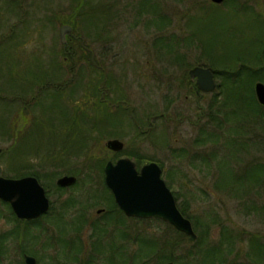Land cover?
I'll list each match as a JSON object with an SVG mask.
<instances>
[{
  "label": "rangeland",
  "instance_id": "rangeland-1",
  "mask_svg": "<svg viewBox=\"0 0 264 264\" xmlns=\"http://www.w3.org/2000/svg\"><path fill=\"white\" fill-rule=\"evenodd\" d=\"M145 1H148V4L143 5ZM216 13H222V17L226 16L229 21L226 23L222 19L224 33L220 32L225 38L222 41H227L224 46L232 54L236 52L243 61L251 57V61H259L257 66L254 64L258 70H253L256 74L253 84L240 88L243 94L241 97L238 94L230 95L228 99V95L236 90L232 87L236 86L229 83V79L222 74L223 71L214 68L215 72H218L215 73L218 88L202 100L205 112L202 121L199 111L193 112L195 105L184 102L185 93H182L179 103H187L188 112H192L191 119L179 120L174 118L178 117L175 115L170 122H158L159 127L154 129L153 125L147 122V118L157 110L158 103L152 92L148 95L145 81L153 79L151 74L157 60L172 59L173 55L183 59L180 62L188 60L190 66L198 63L209 66L210 61L205 50L209 43L211 48L219 46L208 39L213 35L218 36L215 31L212 33L219 24ZM200 15L207 24L201 33L191 24V21ZM64 24L75 25L74 36L84 38L86 46L93 48L97 59L104 61L108 55L107 62L110 63L111 74L120 80L119 88L134 108L133 115L138 116L139 123L144 122L143 131H149L142 133L137 126L135 129L130 127L129 124L133 122L128 112L123 122L122 112L112 110L110 113L114 120L122 123L116 125L118 134H101L100 130L94 131L93 139H90L89 154L94 161L104 159L107 163L110 159L115 160L118 155L109 150L106 144L109 139L119 138L125 142L127 148L125 153L120 155H126L130 151L137 152L141 154V162L153 159L163 164L166 173L164 177L169 180L172 190L178 195V202L187 207V212L196 218V221L203 223L206 229L203 230L200 226V232L195 230L197 239L200 235L203 237V242L197 243V239L188 241L179 233L172 232L173 228L163 221L129 220L127 237L130 243L125 260L129 264H160L161 261L154 255V244L160 242L158 248L166 245L172 240L170 235L174 234L175 264H264V181L257 183V179L259 180L260 176L263 178V175L262 171L256 168L264 166V109L261 108L259 114L255 113L256 105L250 96L252 93L257 100L255 84L258 81L264 82V0H224L220 4L212 0H0V40H6L0 45V49L4 47L0 50V60L4 59L2 65L5 70H11H8L7 74H23L31 63L37 62L44 68L47 79L57 80L60 74H63L61 78L71 77V72H62L71 69L73 63L71 59L64 60L63 44L60 40V28ZM107 39L108 43H111L108 53L105 50ZM79 52L76 62L78 59L80 62L77 63L76 69L83 65V71L78 74L82 80H87L91 67L83 55L89 52L82 48ZM16 63H21V69H17ZM57 63L63 64L59 70L55 68ZM241 65L238 60L233 68L238 69ZM176 74L181 73L176 71ZM28 77L22 79V82L35 84L40 80L38 74ZM77 85H80V82ZM38 86L28 85L26 90L22 88L11 91L15 92L18 101L14 103L13 112L9 113V130L12 127V130H17L11 139L6 133H0V148L5 150L7 147H14L15 150V146L22 143L27 147L28 155L25 154L26 160L20 163L17 170L14 168L18 166L11 164L8 156L2 157L0 176L24 177L29 174L23 173L32 169L49 184L51 192L54 193L52 200L56 211L60 210L64 200L74 196L76 202L71 206L73 209L70 208L69 211L72 212L67 217L73 213H81L89 223L95 219L103 222L106 214L97 213L99 208L107 205L103 198L104 191L101 192L103 170L88 165L91 160L84 156L74 158L75 155H72L70 162L61 160L62 157L58 158V155H54V159L47 157L44 160L45 152L53 149L62 152L60 154H64L63 158L66 160L71 153L64 152L65 148L62 146L67 145L72 137L78 136L76 128L70 130L67 126L73 128L71 123L89 125L92 121L90 117L98 118L95 115L96 110L97 113L101 111L103 105L85 104L92 102L94 98L85 92L86 86H81L82 89H78L76 95L78 105L73 104L72 98L67 96L71 95L70 93H63L65 98H60V109L63 113H60L58 106L51 109L44 105V97L40 98L41 105L30 103L35 100L34 91L37 93ZM89 87L87 85L86 88ZM20 96L23 98L19 100ZM160 97L162 100L161 95ZM227 99L229 105L225 104ZM21 104L26 107L23 112L19 110ZM262 107L264 108L263 105ZM120 110H124L123 105ZM212 111L214 116H210ZM75 112L80 116L79 120L73 119ZM65 114L69 119L66 121L71 122L66 124V127L62 125V121L66 119ZM52 115L61 118L55 122V126L49 123L52 122L49 121L52 120ZM81 115L90 119L85 120ZM33 119H36L38 124L47 119L48 123L38 129L35 128L37 125L33 124ZM107 121L108 119H105L101 123L106 125ZM28 129L30 132L27 136L16 139L17 134H21L19 131L26 132ZM158 132L161 139L166 133L167 141H162V144L158 142L154 134ZM208 134H215L214 139L208 140ZM202 137L204 139L200 142ZM58 170L62 173L55 172ZM68 171L76 172L71 174L77 176L78 184L59 195L56 180L61 175L68 174ZM8 211V205L0 202V218L2 215L10 217ZM9 228L12 226L1 219L0 232L6 234ZM224 229H228L233 244L229 245L228 239L218 244L224 238ZM85 230L84 226L81 236ZM141 238H144L142 258L137 257L136 252V241ZM252 241L260 243L263 246L261 250L252 253ZM17 244L15 239H4V251L6 253V248H10L8 251L11 259H8L15 261L13 264H21ZM81 246L82 251L86 250L83 244ZM4 251L0 252L1 264H7L6 258H2ZM214 253L215 255H212ZM91 255L94 257L95 252ZM68 258L71 260L69 255L64 254V260ZM96 259L97 262H102L101 259ZM45 264H49L47 259Z\"/></svg>",
  "mask_w": 264,
  "mask_h": 264
},
{
  "label": "flooded vegetation",
  "instance_id": "flooded-vegetation-1",
  "mask_svg": "<svg viewBox=\"0 0 264 264\" xmlns=\"http://www.w3.org/2000/svg\"><path fill=\"white\" fill-rule=\"evenodd\" d=\"M73 30L69 35L66 36L65 42H63L60 39L61 43L63 44L62 50L65 55L64 60L69 61L71 59L74 63V66L75 65L77 66V63H75L74 60L77 57L78 53H80L79 51L82 48L89 52L95 67L91 68V70L89 71L90 76L87 78V80L86 78L82 80L79 77L81 75L78 73L83 70L76 69L74 68V66L67 71L62 70V72H68V71L71 72L72 76L66 79L64 77L61 78L63 74H60L58 75L59 78L57 80L47 81V85L45 86V88L55 89V90L58 89L66 90L67 94L69 93L71 94L67 96L72 98L73 100L72 103L78 105L79 100L76 97L77 91L78 89L80 91V88L82 89L81 87L82 83H86L90 87L89 88L84 87L85 92L90 94L91 97L94 99L92 102H85V104L93 103L94 105H98L97 103H99L100 105L109 108L110 111L116 110L117 112H122V114L124 115V120H122L123 122H125L127 115L126 112H128L133 122V124L132 123L129 124L130 127L132 128L134 127L135 129V127L137 126L138 128L141 129L142 133H146V132L148 133L149 131L145 132L142 129L143 127L142 124L144 122L139 123L140 119H138V116L133 115L134 108L130 106L129 100H127L124 97L123 92L119 88L120 80L115 78V76L111 74L112 71L109 69L110 63L107 62L109 61V58L107 57L108 55H106L104 61L97 59L96 53L94 52L93 48L86 46L85 44L86 41L84 38L79 36L77 37L74 36ZM110 45L111 43H108V39H107L105 44V50L107 53L111 49ZM182 60L183 59L175 58V55H173L172 59L157 60V63L155 64V69L151 74L153 79L152 80L148 79V81H145L146 82L145 87L149 91L148 95L150 96V92H152V96L153 97L155 96V99L157 98L156 103H158L157 110L154 111V114L151 117L147 118V122L149 123V125H153L154 129H157L159 127V125H157L158 122L159 123L161 121L170 122L175 115L178 116V117H174L175 119H179V120L180 119L182 120L183 118L191 119L190 117L192 112H188L187 103L183 104L184 102H190V104L195 105L193 112L197 113L199 111L200 121H202V117L205 115L202 106V100L209 92H205L200 88L196 80L192 79L190 75V71L192 70V68L196 66H201V67H208V66L203 64L190 66L188 60H184V62H180ZM148 63H150V61ZM176 71L177 73L178 71H180L181 74L177 75ZM213 72L216 79L215 71L213 70ZM79 82L80 85H77ZM216 88H218V85H216ZM41 89H43V87H41ZM40 93L41 91H38V95ZM182 93H185V101L184 102L181 101L182 103H179L182 97ZM160 95L162 96V100ZM42 96L46 100V103L44 105L50 106L51 104H53L58 106L60 104L61 106L59 100L55 101L58 98V95L54 97L53 93L45 92ZM126 96L128 98L127 92H126ZM60 98L63 100L65 98V95L63 94L60 95ZM122 105L124 108L123 111L120 110ZM110 111L108 112L109 120L107 123L106 131L108 134L109 133L118 134L116 125L117 123H121V122L114 121L115 118L110 113ZM76 115L77 114L75 112V117L73 118L75 120L77 118ZM127 129L131 130L130 128ZM154 134L156 140L158 142H161V144L163 143L162 141H167L166 133L163 134L164 136L163 139L160 138L161 134L159 132ZM120 136L122 135L120 134ZM124 145H125L124 149L121 151H113L107 147L109 150H111L112 152L116 153V155H118V157L115 160H112L113 162H116L118 159L122 157H129L136 162V167L139 171L146 163L157 162L162 169V177L166 181L168 187L171 188V184L170 182H168L169 180H166V178L164 177L166 173L163 168V164L153 159H151V161L141 162V160L137 158L141 154L137 152H135L136 153L135 155V153L130 151L129 153L132 154L133 156L129 154L120 155L125 153L127 149L125 142ZM56 155H58V157L61 156L59 152H57ZM44 166L46 167L47 165ZM105 166L103 168L97 167L103 170L104 173L103 181H102L103 190L101 192L104 191L103 194H105V196L103 198H105L107 205L97 210L98 214H103V213L106 214L105 220L103 222L99 221L100 222L99 223L95 219L89 223V221H87L85 218L81 216V213L79 214L73 213L72 216L67 217V215H69L70 212H72L69 211L70 208H72L76 202L75 201L76 198L74 196H70L66 200H64L62 206L59 208L60 210L56 211L54 209L55 203L52 200L54 193L51 192V188L49 184H47L46 181L42 180L40 176L35 174H29L26 176L36 177L40 182V184L44 187L46 195L50 199V208L48 209V211L42 213L38 217L21 218L16 214L12 205L9 202L0 199V202L8 205V210H9L8 212L10 215V217L7 215H2L0 220L4 219L10 224V226H12V228L8 229L6 234H2L0 232V250L4 251L5 249L4 239L6 238L8 241H12L14 239L18 241L16 248L19 250V253L21 254V260H20L21 264H28V258H33L35 260V264H45L46 259L48 260L49 264H102V263L129 264L128 261L125 260L126 258L125 255L127 254L126 252H128V247L130 243L128 242V237H127L129 234L128 228L130 227L128 224L129 220L131 221L153 220V219L160 221L163 220L158 218H142V217L127 215L116 202L113 191L109 188V186L106 183ZM55 172H61V170ZM65 175H71V174H65ZM62 176L64 175H61L60 177ZM60 177H58L56 180V184H57L56 190L59 191V195H61V193L66 191L67 189L74 187L78 184V178H77V181L71 185L60 186L58 184V180L60 179ZM16 178H21V177H16ZM173 193L175 195L179 207L180 203L178 202V195L174 191ZM167 224L173 228L172 232L176 233L177 229L171 224L169 223ZM83 225L86 227V230L83 236H81L82 232L84 231ZM170 236H172V240L170 239L168 244L166 245L164 244L159 248H158V244L160 242L154 244L156 246L154 255L157 260L161 261L160 264H165L168 262L175 263L174 261L175 236L174 234ZM136 242H137L136 252H138L137 257L142 258L143 252H141V248L144 245V238H141L139 241ZM82 244L86 250L82 251V246H81ZM6 249L7 251L6 253L4 251L5 255L2 258H6L5 261L7 262V264H13L15 261L13 262L9 260L11 259L10 253L8 251L10 248H6ZM92 252H95L94 257L91 255ZM64 254L69 255L71 257V260L70 258H68L65 261ZM99 255H104L106 257L101 258V256ZM96 258L101 259L102 262L101 263L97 262ZM1 261L2 259L0 260V262Z\"/></svg>",
  "mask_w": 264,
  "mask_h": 264
},
{
  "label": "water",
  "instance_id": "water-1",
  "mask_svg": "<svg viewBox=\"0 0 264 264\" xmlns=\"http://www.w3.org/2000/svg\"><path fill=\"white\" fill-rule=\"evenodd\" d=\"M212 1L220 4L224 0ZM72 30L70 24L61 26L60 37L63 42ZM190 75L203 91L212 92L216 89L217 83L211 67L196 66L192 68ZM254 89L258 102L264 106V82L258 81ZM124 146V142L118 138L107 141V147L113 151H121ZM1 152L0 148V154ZM105 174L106 183L113 191L116 202L127 215L161 219L186 234L192 241L197 239L193 222L179 209L175 195L162 177V169L157 162L146 163L139 171L133 159L122 157L116 162L109 160L105 166ZM76 181V176L64 175L60 177L58 184L68 186ZM0 199L9 202L21 218L38 217L50 208V199L34 176H0ZM28 264H35V260L28 258Z\"/></svg>",
  "mask_w": 264,
  "mask_h": 264
},
{
  "label": "trees",
  "instance_id": "trees-1",
  "mask_svg": "<svg viewBox=\"0 0 264 264\" xmlns=\"http://www.w3.org/2000/svg\"><path fill=\"white\" fill-rule=\"evenodd\" d=\"M145 4H148V1H145L143 3V5ZM217 14V13H216ZM85 15H87V13H85ZM218 17H219V24L217 25V28H214L212 30V33L215 31L216 34L218 33V36L217 35H213L211 36V38H208L214 45H216L218 43V47L215 46V48H211L210 46V43L208 45V47L206 48L205 50V53L207 54V56L209 57V61H210V64L209 66L215 71L214 68H218L220 69L221 71H223L222 74H224L225 77H227L229 79V83H232L233 86H236V87H232L236 90L232 91L229 95H228V99L230 98L229 96L230 95H233V96H238L241 97L243 94L242 92L240 91V88H242L244 85H252L253 84V81H254V78H255V73L254 71L258 70L256 69L257 67V63L259 61H251L253 59V57L249 58V59H245V61L242 60V58L238 55H236V52H234V54H232L230 52V50L227 49L226 46H224V43H227V41L223 42L222 40L225 39L224 36L222 35V33H224L222 31V27H223V20L227 22L228 19L225 17H222V13H218L217 14ZM203 16L200 15L199 17L195 18L194 20L191 21V24L193 26L196 27V29L198 30V32H202L203 30H205V28L207 27V24L205 23V21L203 20ZM73 27L75 28V25L73 24ZM14 31V28L12 29ZM222 33H221V32ZM222 37H219L221 36ZM220 38L217 40V38ZM5 40V39H4ZM4 40H0V45L2 44L1 42L4 41ZM6 41V40H5ZM9 42V41H8ZM4 49V47H3ZM3 49H0L1 51ZM7 51V49L5 50ZM85 57V59L90 63V67L93 68L95 67V65L93 64V60L92 58H89L91 57L90 54L88 53L87 55H83ZM3 60H0V133H2L3 135L6 133L7 136H9V139H11L12 136H15V132L17 129L15 130H12L14 129L13 127L10 128L9 130V126H10V123H9V113H12L13 112V107H14V103L17 100V97H16V94H14L15 92H11V91H14L15 89H22L24 88L25 90L28 88V85H32L33 87H35V85H39L38 86V90H37V93H35L34 91V95L33 97H36L34 102L30 101V103H33V105H41L40 103V98L43 97L42 95L45 93V92H49V93H53L54 97H56L58 95V98L55 100V101H60V95H62L66 90H61V89H58V90H55V89H46L45 86L47 85V81H51V79H47L46 76L48 75H45L44 74V68L39 65V63L37 62H34V63H31L30 66L27 67V69L25 70L26 72L23 73V74H17V75H12V74H7L8 73V70H5V67L2 65L3 63ZM241 62L242 65L240 66V68H233L234 65L237 64V62ZM75 63H78L79 64V59L78 61L76 62V58H75ZM73 62V61H72ZM254 62V63H253ZM21 63H16V67L17 69H21L20 65ZM33 64V65H32ZM198 64H203V63H198ZM256 66H255V65ZM205 65V64H203ZM63 66V64H60V63H57L55 68H57V70L61 69ZM74 66V63H72V67ZM31 68V69H30ZM74 68H77V66L75 65ZM222 68V69H221ZM30 69V70H29ZM79 70H83V65H80ZM261 69V68H260ZM254 70V71H253ZM11 72V70H9ZM215 73H218V72H215ZM34 75L36 76L38 74V76L40 77V80L37 81L38 83H35V84H32V83H28V82H22V79H25V78H29L28 75ZM12 75V76H11ZM44 76H45V80H44ZM42 79V81H41ZM25 83V84H24ZM50 83V82H48ZM237 85H240V86H237ZM81 86H86L87 87V84L86 83H82ZM41 87H43V89H41ZM249 87V86H248ZM252 87V86H251ZM38 91H41V93L38 95ZM250 96L253 100V102L255 103L256 107L254 109V112L255 113H261L260 109H264L262 107L261 104H259V102H257V100L254 99L252 93H250ZM23 98V97H19V100ZM228 99L226 100V103L225 104H230V102L228 101ZM22 105V106H21ZM20 107H19V110H22L21 112H23V109H25L26 107H24L23 104H21ZM28 106H30V104H28ZM18 107V106H16ZM53 107H57L56 105H53L51 104L49 106V108H53ZM58 108L59 110L61 111L60 113H63L62 110L60 109L61 106L60 104L58 105ZM98 110H96V113H97ZM110 111L109 108H107L106 106H103L101 111L99 110V112L95 115L98 116V118H96L95 116L94 117H90L92 119L91 123L88 124H84V125H77L76 123H73L72 125L74 126L73 128H70L67 126V128H69L70 130H74L75 128L77 129V133H78V136H75V137H72L67 145H63L62 147L65 148L64 152L65 151H68V153L70 152L71 154H69L67 157L66 160H64V154L63 156H60L62 157L61 160L65 161V162H70V158H72L71 156L72 155H75L74 158H79V157H86L88 158L89 160H91V164H88V165H93L94 167H100V168H103L104 167V164L106 163V160L104 159H98L96 161H94V158L91 156V154H89V150H90V139H93V136L92 134H94L93 132L96 131V130H100L102 131L101 134H108L107 131H106V128H107V124L104 125V122L101 123V121H105V119H108L109 120V117H108V112ZM105 113V114H104ZM63 115V114H62ZM66 116V114H65ZM210 116H214V112L212 111V113H210ZM52 120H49V121H52V122H49L51 123V126H55V122L60 120L59 118H56L55 115H52ZM76 118L77 120H79L80 116L76 115ZM81 117H83L85 120H89L90 118H87V117H84V115ZM66 119L63 120L62 122V125L65 126L66 124L70 123L66 120H68V116L65 117ZM215 119V118H214ZM112 120V119H110ZM33 124L34 125H37V127L35 128H38V129H42L44 127V125L47 122V119H45L44 122H40L38 124V122L36 121V119H33ZM115 121V120H114ZM108 122V121H107ZM219 122V120H218ZM220 123V122H219ZM33 125V126H34ZM43 126V127H42ZM66 127V126H65ZM8 128V130H7ZM98 128V129H96ZM15 131V132H14ZM21 134H17L16 136V139H22V137L24 136H27L28 133L30 132V130L28 129L26 132L23 130L19 131ZM15 133V134H13ZM110 134V133H109ZM208 140L210 139H214L215 137V134H208ZM204 138L202 137L201 140H199L200 142H202ZM4 140V139H3ZM17 147L15 150H14V147H7L4 152L2 153L0 159L4 156H8L11 160V164H13L14 166H18L17 168H14L15 170L19 169L20 168V163H23V161L26 160V156L25 154L27 153L28 155V151H27V147L22 145V143H20L19 146H15ZM60 147V146H58ZM88 151V153H87ZM57 152L53 150H49V152H45V157H44V160L45 158L49 157V158H52L54 159V155H56ZM60 154V152H59ZM131 156H133L132 154H130L129 152L127 153ZM58 157V158H60ZM138 159H140L139 157H137ZM19 161V162H18ZM92 161H94L92 163ZM18 162V165L17 163ZM258 168L259 170L262 171V175H263V178H261V176L259 177V180L257 179V183H260L262 181H264V166L261 167V166H258L256 167ZM256 169V170H258ZM62 173V172H61ZM76 174V172H70L68 171V174ZM23 174H35V175H38L36 173V171L34 170H28L23 173ZM22 175V174H21ZM20 175V176H21ZM39 176V175H38ZM261 178V179H260ZM239 179L241 180V177L239 176ZM244 183V182H243ZM179 207L181 209V211L185 214V216H187L188 218H190L194 224V227H195V230L198 232H200V226H202L203 230H206L204 228V225L203 223H200L198 220L196 221L194 217H192L191 214H189L187 212V207L185 206H182L181 204H179ZM207 227H209V225H207ZM209 229V228H207ZM177 233L180 234V236H182L183 238L187 239L188 241H192L190 240V238L185 235L184 233L176 230ZM223 234H224V238L221 240V242H219L218 244H222L223 243V240L225 239H228V244H233L232 243V236L230 235V233L228 232V229H224L223 230ZM203 237L200 235L199 238L197 239V243H202ZM252 253L253 252H258L259 250H261V248L263 247L260 243H258L257 241H252ZM216 246V245H215ZM216 248L218 249V246H216ZM220 251V250H219ZM212 255H215L212 254ZM235 264V263H233Z\"/></svg>",
  "mask_w": 264,
  "mask_h": 264
}]
</instances>
